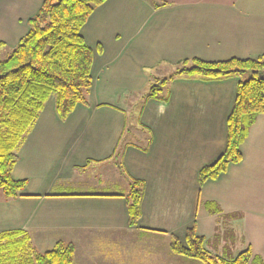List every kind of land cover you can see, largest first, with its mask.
Masks as SVG:
<instances>
[{"label":"crops","instance_id":"obj_1","mask_svg":"<svg viewBox=\"0 0 264 264\" xmlns=\"http://www.w3.org/2000/svg\"><path fill=\"white\" fill-rule=\"evenodd\" d=\"M42 1L0 0V46L17 44ZM79 32L93 52L88 105L77 103L61 120L54 94L45 100L11 170L26 184L16 198L0 193V231L25 229L37 246L72 242L75 258L77 236L84 233L139 231L167 239L169 246L175 236L185 246L193 227L211 252L223 254L227 242L228 256L250 246L251 256L264 263V224L249 216L255 203H245L238 192L246 172L264 186V113L250 125L239 162L202 185L197 178L225 149L239 77L172 79L163 90L166 101L149 97L142 103L147 148L119 142L129 94L144 90L151 73L157 77L163 69L159 64L264 55V0H105ZM100 164L124 171V192L95 191L107 182L77 178L80 169ZM128 178L143 182L135 226L128 223Z\"/></svg>","mask_w":264,"mask_h":264},{"label":"trees","instance_id":"obj_2","mask_svg":"<svg viewBox=\"0 0 264 264\" xmlns=\"http://www.w3.org/2000/svg\"><path fill=\"white\" fill-rule=\"evenodd\" d=\"M104 1L43 0L37 12L27 20L26 34L5 58L0 59V193L4 199L16 198L26 184L25 179L12 178L11 170L18 159L17 149L48 96L54 94L55 111L61 120L67 118L77 103L87 105L93 52L79 30ZM231 76H237L239 80L226 120L225 149L213 163L202 166L197 175L199 185L216 179L230 163L242 159L240 145L255 117L264 113V55L219 61L185 58L173 63L170 70L153 78L144 90L129 94L134 99L129 101V110L125 112L119 142L130 143L127 139L132 128H141L147 137L139 147L147 148L151 137L149 129L139 123L142 103L149 97L166 101L167 95L162 88L172 79L185 77L211 81ZM142 193L143 182L128 178L125 199L130 226H135L140 216ZM228 217L235 219L238 216L231 213ZM234 239V234L230 233L229 242ZM185 242L184 246L172 236L171 252L197 259L201 264H264L251 256L250 246L228 256L227 242L223 254L211 252L205 247V238L196 234L193 227L187 229ZM73 258L72 242L57 240L51 248L39 251L31 243L27 230L0 231V264H71Z\"/></svg>","mask_w":264,"mask_h":264},{"label":"rangeland","instance_id":"obj_3","mask_svg":"<svg viewBox=\"0 0 264 264\" xmlns=\"http://www.w3.org/2000/svg\"><path fill=\"white\" fill-rule=\"evenodd\" d=\"M11 49L10 45L0 46V59L5 58ZM171 65V63L159 64L157 68L163 67V69L158 70L156 76H162L171 69ZM154 77L155 75L151 73V79ZM165 88L164 86L162 89L165 90ZM128 110L129 105L127 106ZM131 133L128 135L127 140H131L139 146L141 141L147 137L141 128H132ZM117 151H119V148H117ZM78 174L77 178L82 179L84 182H96L98 180L107 182L95 191L124 192L126 190L124 171L113 165H90L85 169H80ZM238 187V192L241 190L244 195L245 203H255V208L250 209L249 216L255 221L261 220L264 224L263 182L261 181L260 184L255 182L253 173L246 172L245 179ZM77 237V251L75 258H73V264H201L197 259H189L178 254L172 255L167 239L163 240L150 234H140L139 231L92 232ZM31 243L41 249L51 247L50 244L37 246L33 241ZM237 247L238 245L232 247L231 252L237 251Z\"/></svg>","mask_w":264,"mask_h":264}]
</instances>
